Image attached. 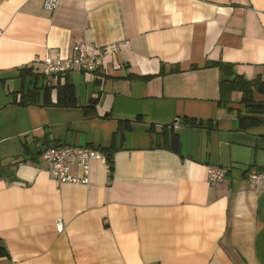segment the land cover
Here are the masks:
<instances>
[{
	"label": "crops",
	"instance_id": "crops-1",
	"mask_svg": "<svg viewBox=\"0 0 264 264\" xmlns=\"http://www.w3.org/2000/svg\"><path fill=\"white\" fill-rule=\"evenodd\" d=\"M0 30V264H264V0H0ZM76 43L118 48L47 76ZM216 63L258 84L222 105ZM52 144L113 171L58 186Z\"/></svg>",
	"mask_w": 264,
	"mask_h": 264
},
{
	"label": "built area",
	"instance_id": "built-area-1",
	"mask_svg": "<svg viewBox=\"0 0 264 264\" xmlns=\"http://www.w3.org/2000/svg\"><path fill=\"white\" fill-rule=\"evenodd\" d=\"M60 0H45V9L54 11L59 6ZM2 31L0 30V37ZM117 46L105 47L96 51L94 47L76 43L72 47L74 56L70 59L53 60L47 58L43 61L45 74L49 77L64 76L71 72L95 73L104 64L105 55L115 52ZM45 166L51 171L56 184L63 185L83 184L90 185V163L92 161L106 162L105 155L99 150L88 147L65 146L52 144L41 155ZM78 167L81 175L74 176L73 170ZM225 172L218 166H210L208 170V180L211 185L221 183L225 180ZM252 178L260 184L264 180V174L253 175ZM60 232L63 231L62 223L57 224Z\"/></svg>",
	"mask_w": 264,
	"mask_h": 264
},
{
	"label": "trees",
	"instance_id": "trees-1",
	"mask_svg": "<svg viewBox=\"0 0 264 264\" xmlns=\"http://www.w3.org/2000/svg\"><path fill=\"white\" fill-rule=\"evenodd\" d=\"M216 65L220 69V72L222 75V80L220 83V101H219L222 105H230L231 94L233 92H241L243 94V96H246V95L250 94L252 87H256V85L258 84L256 82H252V83L246 82V81L242 80L241 77L236 76L234 74L232 66L229 64L216 63ZM239 80L244 81L243 82L244 86H242V84L240 85ZM45 92L50 93L51 91H50V89L45 88ZM67 97L71 100L72 103L75 104V98H74V94H73V86L68 85V84H66L62 88L58 89V102L54 106L64 107L63 101H64V98H67ZM74 107H75V105H74ZM246 107L250 108V105L246 104ZM238 119L240 121L241 130H244L246 120L241 115L238 116ZM184 124L188 126L187 123L184 122ZM191 125L196 126L194 123ZM100 151L105 155L106 163L109 166L110 172H112L113 166H114V164H113V162H114L113 153L111 151L109 152L107 150H100ZM7 256H8V252H7L6 248L4 247L2 240L0 239V258L7 257Z\"/></svg>",
	"mask_w": 264,
	"mask_h": 264
},
{
	"label": "water",
	"instance_id": "water-1",
	"mask_svg": "<svg viewBox=\"0 0 264 264\" xmlns=\"http://www.w3.org/2000/svg\"><path fill=\"white\" fill-rule=\"evenodd\" d=\"M179 123H180L183 127H187V125H185L182 121H179Z\"/></svg>",
	"mask_w": 264,
	"mask_h": 264
}]
</instances>
